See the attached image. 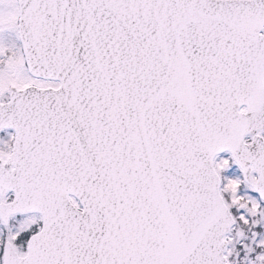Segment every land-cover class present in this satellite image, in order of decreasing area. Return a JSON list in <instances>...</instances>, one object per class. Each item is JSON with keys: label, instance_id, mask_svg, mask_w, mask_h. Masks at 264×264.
Instances as JSON below:
<instances>
[{"label": "snow or ice", "instance_id": "obj_1", "mask_svg": "<svg viewBox=\"0 0 264 264\" xmlns=\"http://www.w3.org/2000/svg\"><path fill=\"white\" fill-rule=\"evenodd\" d=\"M0 264H264V0H0Z\"/></svg>", "mask_w": 264, "mask_h": 264}]
</instances>
